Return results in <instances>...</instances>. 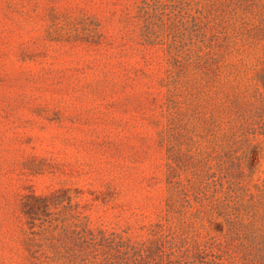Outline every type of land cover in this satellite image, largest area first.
<instances>
[{
	"label": "rangeland",
	"instance_id": "374dc122",
	"mask_svg": "<svg viewBox=\"0 0 264 264\" xmlns=\"http://www.w3.org/2000/svg\"><path fill=\"white\" fill-rule=\"evenodd\" d=\"M0 264H264V0H0Z\"/></svg>",
	"mask_w": 264,
	"mask_h": 264
}]
</instances>
